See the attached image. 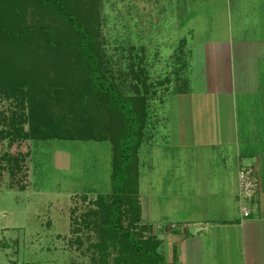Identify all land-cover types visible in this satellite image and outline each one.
Returning <instances> with one entry per match:
<instances>
[{"label": "rangeland", "instance_id": "obj_1", "mask_svg": "<svg viewBox=\"0 0 264 264\" xmlns=\"http://www.w3.org/2000/svg\"><path fill=\"white\" fill-rule=\"evenodd\" d=\"M66 2L93 32L105 76L125 95H148L149 109L160 114V123L150 128L158 135L164 123L159 108L163 110L165 98L177 85L174 70L181 64L180 54L187 52L185 21H225V16L212 12L208 0ZM25 5L26 23L33 28H26L20 52L25 62L34 63V73L30 67L25 73L32 87L20 88L15 78L0 73V226L7 227L0 233V246L9 248L0 249V262L12 264L14 256L18 261L14 264H158L149 256L135 257L114 225L103 227L109 219L105 204L113 195L118 137L105 124L109 112L97 110L105 119L89 117L87 110L72 102L76 95L72 89L85 88L84 81L79 78L74 85L75 80L64 83L55 78L59 74L56 67L66 73L71 66L62 61L82 58L76 48L77 34L54 7L36 2ZM3 45L0 40V59L5 54ZM73 71L86 75L82 62ZM62 91L64 107L58 105ZM111 114L118 117L117 112ZM151 125L152 121L146 123L142 141ZM139 187L142 205L141 183ZM122 207V225L131 228L133 215L128 205ZM153 207L158 210L152 211L151 223L161 225L164 208L157 203ZM132 230L143 244L159 241L157 251L167 254L162 244L165 234L155 232L147 221L142 219ZM165 258L166 264H173L169 254Z\"/></svg>", "mask_w": 264, "mask_h": 264}, {"label": "crops", "instance_id": "obj_2", "mask_svg": "<svg viewBox=\"0 0 264 264\" xmlns=\"http://www.w3.org/2000/svg\"><path fill=\"white\" fill-rule=\"evenodd\" d=\"M208 1L225 21H185L187 52L159 108L158 135L150 128L160 114L150 108L140 151L142 219L165 234L173 264H264V0ZM244 166L261 179L248 217L239 200ZM153 203L164 208L158 226Z\"/></svg>", "mask_w": 264, "mask_h": 264}, {"label": "trees", "instance_id": "obj_3", "mask_svg": "<svg viewBox=\"0 0 264 264\" xmlns=\"http://www.w3.org/2000/svg\"><path fill=\"white\" fill-rule=\"evenodd\" d=\"M36 2L44 7H54L59 15L66 21L70 29L77 34L78 41L76 44L77 50L80 52V57L77 62L67 61L71 64L70 68L60 70L56 67L58 73L55 78H59L62 82L66 83L68 80L84 81L87 85L83 89H72V92L77 95L71 98L73 103H77V108L89 114V117L95 115L96 117L106 116L99 114L97 110L107 111L110 129L114 131L118 137L117 142L114 143L115 152L117 155L113 162L112 182H113V195L106 205L107 213L109 216L107 225L103 227H111L109 224L114 225V230L123 236V240L129 242L134 256L144 255L145 257H152L158 264H166L165 256L157 251L159 241L142 243L137 239L133 226L142 220V205L140 202V156L139 147L144 134V127L149 121L150 109L148 106V95H125L120 91L118 85L109 80L102 71V58L98 49L96 50V41L92 31L82 24L76 13H74L68 6L66 0H0V40L3 44L5 54L0 59V73H5L8 77L15 78L20 88L31 86L27 83L25 73L29 67L31 72L34 73V63L25 62L23 59L22 36L28 34V29L33 27L27 25L26 21V3ZM17 9H21L18 11ZM31 27V28H30ZM44 33V28L40 27ZM4 41V42H3ZM28 49V46H26ZM31 52L29 51V54ZM33 58L34 55L32 56ZM61 62V66L63 63ZM82 62L85 67L86 75L82 77L74 70L75 65ZM76 73V74H75ZM74 74V75H72ZM34 78V74L31 76ZM36 78V77H35ZM80 78V79H79ZM79 79V80H78ZM72 87V86H71ZM70 87V88H71ZM59 94L60 91H57ZM58 105H65L66 95L62 91ZM91 97L93 98L91 100ZM99 98L101 102L99 103ZM83 101V104L81 102ZM76 105V104H75ZM94 108L96 111H94ZM92 110V112H90ZM117 112V116L111 113ZM106 113V112H105ZM66 117V116H65ZM64 117V118H65ZM63 119V118H61ZM62 125V120L56 122ZM28 138L30 134H25ZM72 135V132H70ZM69 135V136H70ZM120 135V136H119ZM72 139V138H71ZM146 139V138H145ZM132 195L131 197H129ZM128 205L133 218L132 227H124L122 225L123 218V205ZM160 248V245H159Z\"/></svg>", "mask_w": 264, "mask_h": 264}, {"label": "built area", "instance_id": "obj_4", "mask_svg": "<svg viewBox=\"0 0 264 264\" xmlns=\"http://www.w3.org/2000/svg\"><path fill=\"white\" fill-rule=\"evenodd\" d=\"M239 200L244 217L251 213L249 202L254 199L260 189L261 179L254 166H244L239 169Z\"/></svg>", "mask_w": 264, "mask_h": 264}]
</instances>
